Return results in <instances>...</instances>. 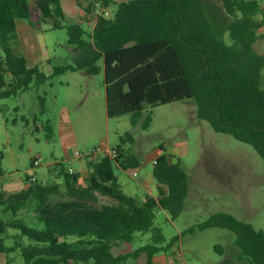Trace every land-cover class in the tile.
Here are the masks:
<instances>
[{
    "label": "trees",
    "instance_id": "16d2710c",
    "mask_svg": "<svg viewBox=\"0 0 264 264\" xmlns=\"http://www.w3.org/2000/svg\"><path fill=\"white\" fill-rule=\"evenodd\" d=\"M221 1L232 18L223 31L213 23L205 0H128L109 16L96 9L99 4V9L110 7L112 0H76L90 28L67 19L62 0H0V100L68 71L97 74L103 69L108 117L131 114L136 125L148 108L194 98L198 118L216 132L252 145L264 159V54L254 47L264 38V5L260 0ZM17 19L37 28L43 23L65 28L74 62L53 66L51 74L37 64L29 66L13 43ZM227 30L231 44L223 38ZM39 98L45 104L46 97ZM145 116L142 127L148 128L150 112ZM119 139L123 144L134 138L128 132ZM122 144L115 146L114 157L86 158L84 184L80 172L70 173L65 160H58L50 171L61 184L27 176L19 191L0 187V253L19 250L25 264H126L146 252L147 264H153V256L165 249L156 244L166 239L155 225L156 212L164 209L173 219L182 213L189 176L180 161L162 152L152 168L153 177L166 187H160V197L129 195L116 167L135 174L140 161ZM210 227L235 232L241 257L249 264H264V229L220 211L184 233ZM150 231L151 244L112 252L117 243L132 241L136 232ZM6 238L14 244L6 245Z\"/></svg>",
    "mask_w": 264,
    "mask_h": 264
},
{
    "label": "rangeland",
    "instance_id": "374dc122",
    "mask_svg": "<svg viewBox=\"0 0 264 264\" xmlns=\"http://www.w3.org/2000/svg\"><path fill=\"white\" fill-rule=\"evenodd\" d=\"M119 1L112 0L108 7L110 13ZM260 1L264 5V0ZM205 3L212 12L213 23L223 31L232 18L225 12L222 1L205 0ZM80 9L76 0L65 4V10L73 17L70 21H81L90 28L89 17L82 16ZM42 26L43 30L36 31L35 47L45 58L39 65L41 70L51 74L53 66L74 62V49L68 43L65 28ZM223 38L226 43H232L228 30L223 32ZM254 47L264 54V38H259ZM261 84L264 87V69ZM39 96L46 97L45 104ZM147 111L151 121L148 128H143ZM131 118V114L108 117L103 69L97 74L68 71L52 77L44 85L1 99L0 187L8 192L19 191L25 186V178L32 175L46 184H61L56 172L50 169L54 162L65 159V148L70 155L76 150L89 153L100 146L122 144L116 132L123 136L129 132L133 141L126 140L122 145L137 156L140 166L139 175L134 177L116 169L127 194L142 197L140 191L130 193L127 185H136L152 172L153 160L160 152L171 151L189 176L190 193L182 213L173 219L164 209L156 212L155 225L161 228L166 239L156 244L165 249L155 254L153 264H228L223 263V251L234 260L231 264H249L248 258H245L247 261L237 259L234 250L239 247L232 230L210 227L184 231L220 211L250 222L256 229H264L262 156L252 145L230 134L216 132L208 121L198 118L194 98L148 108L136 125ZM35 157L42 158L37 167L32 166ZM72 166L81 171L86 167V159L73 158ZM152 236L151 231L136 232L132 241L117 243L112 252L117 255L134 251L151 244ZM5 244L11 246L14 240L6 238ZM147 261V253L142 252L129 258L126 264H147ZM0 264H25V260L18 250L0 253Z\"/></svg>",
    "mask_w": 264,
    "mask_h": 264
},
{
    "label": "crops",
    "instance_id": "0c3cea01",
    "mask_svg": "<svg viewBox=\"0 0 264 264\" xmlns=\"http://www.w3.org/2000/svg\"><path fill=\"white\" fill-rule=\"evenodd\" d=\"M71 1L72 0H62L63 9H64V12H65L67 19L73 18V17H70V15L65 10L66 2H69V4H71ZM122 1H126V0H120L119 2H122ZM80 10L82 11V13H81L82 16H87L86 12L84 11V9L82 7ZM74 22H81V21H74ZM43 24H48L49 27L51 28V25L49 23H43ZM91 27H92V25H91ZM43 29H44V27L42 25L37 28V27L32 26L27 20L17 19V31H16L15 37L13 39V43H14V45L17 46L19 51L25 56L29 66H34L36 64L40 65L45 60V58L42 55H40L39 48L35 47L36 38L38 37L36 35V31L37 30H43ZM39 67L41 69L42 66H39ZM116 131L117 130H115V132ZM119 136H120V134L118 132H116V137H119ZM105 146H108V145H105ZM115 146H112V147H115ZM160 153H162V152H160ZM160 153H157L156 157ZM164 153H167L169 155H173V153L169 150H167ZM70 154L71 153L69 152V150H67V148H65V156H66L65 158L70 156ZM172 159L174 160V156ZM74 169L77 172L81 173L80 182L84 184L85 183L84 178L88 173L87 163H86V167L81 171L76 169V168H74ZM116 169H119V170L121 169V170L125 171L126 173H128L126 170L122 169L120 166H117ZM128 174L133 176V177L138 176L139 171L136 174H130V173H128ZM118 179H119V177H118ZM127 186H128V190L130 193H133L135 191H140L142 197H136L140 200H145L147 195H151L153 197L158 198V197H160V187H162L163 189H166L165 186H163L162 184L157 182V180L153 177L152 172L147 173L141 180L138 181V183L136 185L129 184ZM189 191H190V187H189ZM189 191H188V195L190 193ZM188 195H187V197H188ZM234 251H235V255H236L237 259H239L241 261H247L246 259L241 257L240 249H236ZM221 254H222V256L225 257L223 260V263L231 264L234 262V260H232L231 257H229L228 254L225 253V251H223ZM155 257H157V255H154L153 259ZM152 263H153V261H152Z\"/></svg>",
    "mask_w": 264,
    "mask_h": 264
},
{
    "label": "built area",
    "instance_id": "2783aa9c",
    "mask_svg": "<svg viewBox=\"0 0 264 264\" xmlns=\"http://www.w3.org/2000/svg\"><path fill=\"white\" fill-rule=\"evenodd\" d=\"M98 14H103L105 16H109L111 13L110 11L108 10V8H104V9H99L97 11ZM92 154H101V155H107V156H110V157H114L117 155V150L115 147H109V146H100V147H97V148H94L91 152L89 153H82L78 150H76L72 155L68 156L67 158H65V163L68 167V171L70 173H74L76 170L73 168L72 166V159L73 158H87L89 157L90 155ZM42 161V158L41 157H35L33 159V167H37L38 165H40ZM157 163L156 160L153 161V164ZM136 174V173H135ZM31 179L32 180H35L36 177L34 175L31 176Z\"/></svg>",
    "mask_w": 264,
    "mask_h": 264
}]
</instances>
